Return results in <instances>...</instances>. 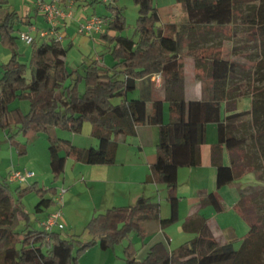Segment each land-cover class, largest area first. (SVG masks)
Returning <instances> with one entry per match:
<instances>
[{"label":"trees","instance_id":"1","mask_svg":"<svg viewBox=\"0 0 264 264\" xmlns=\"http://www.w3.org/2000/svg\"><path fill=\"white\" fill-rule=\"evenodd\" d=\"M134 2L138 6L137 39L121 34L126 28L122 7L106 4L109 15L102 16L106 31L101 38L110 47L114 59L112 66L100 56L82 62L83 72L80 68L69 70L66 62L68 47L47 36L35 38L30 43L29 76L27 64L18 58L16 26L18 21L29 24L30 20L19 19V13L9 9L0 20L1 41L13 50L0 76V127L10 129L12 125L16 126V132L9 138L21 154L26 147L15 139L19 131L46 133L50 167L57 180L65 172L68 158L82 163L114 164L120 136L135 134L136 128L143 124L157 125L161 154L151 166L148 181L166 185L170 215L161 217L159 203L151 197L140 196L133 205L112 207L92 217L86 225L91 235L89 240L82 241L74 236L67 238L60 231L48 232L32 226L21 195L37 187L36 182L26 188L17 184L13 189L9 175L0 177L1 264H76L91 247L99 245L102 249H115L133 232H137L143 242L146 238L143 224L148 220L157 219L163 228L175 223L179 218L180 202L176 193L178 170L202 164L201 146L206 139L208 123L214 122L218 128V141L211 148V162L217 169V188L241 177L243 166L239 160L245 156L241 151L246 138L234 134L235 121L251 115L252 123L258 129L254 134L255 146L264 156V102L254 99L252 109L239 110L235 100V92L240 86L234 81L243 71L242 62L212 53L205 56L198 48L189 49L187 53L195 58L197 66L205 58L209 59L207 77L212 83V92L209 97L191 101L185 97V75L180 67V56L186 36L198 26L214 24L222 29L232 24L237 0H178L189 19L181 27L177 23H162L153 0ZM249 20L253 21V18ZM255 20L256 28L250 34L264 44V0L260 2ZM110 31L116 34L111 35ZM156 72L164 73L161 90H156L151 82V75ZM139 81L148 90L162 92L163 98L154 100L151 109L147 101L153 97V92L149 95L142 91L139 98L127 97L137 88ZM83 82L85 88L81 91ZM16 98L30 101L28 112L10 108ZM165 102L169 104L168 122L164 121ZM86 120L92 124L90 135L98 140L96 146L81 147L55 134L56 128L81 132ZM223 148L230 152L229 165L223 163ZM247 167L255 169L252 165ZM51 189L57 195V188ZM39 194L40 200L35 205L37 212L52 203L55 205V201L45 197L42 191ZM198 196L200 209L210 205L217 212L223 210L214 192L200 189ZM241 198H244L243 193ZM243 204L237 203L236 207L249 221L250 229L238 248L233 242H219L208 218L198 210L188 216L182 226L185 232L196 233L194 238L173 250L162 242L155 243L143 260L135 258V247L129 243L125 247L124 259L127 264H264L261 257L264 253L263 221L258 216L249 215Z\"/></svg>","mask_w":264,"mask_h":264},{"label":"rangeland","instance_id":"2","mask_svg":"<svg viewBox=\"0 0 264 264\" xmlns=\"http://www.w3.org/2000/svg\"><path fill=\"white\" fill-rule=\"evenodd\" d=\"M46 1L49 2L51 0ZM77 1H83V3L87 2L86 5L82 3L83 6L87 7L86 13L94 11H97L99 14H104L106 11L108 13L106 4H103V2L101 3V0L97 2H94L93 0H72L70 2V6L73 7ZM117 1L120 7H122L123 13L126 17V28L121 32V34L132 36L137 39L136 20L138 17V6L135 4L134 0ZM153 1L165 20L170 17V9H172L174 11L171 16L176 19L179 27H181L182 24L188 23L189 19L187 13L179 4L178 0ZM36 2L37 0H0V20H2L8 10L11 9L16 10L19 13V19H32V24L35 25V27L41 28L50 26V22L46 20V17L39 11L36 12ZM260 2L261 0H237L235 4L234 22L232 24L224 26L222 29H220L221 27L218 29V26H212L214 32L211 36L208 35L207 38H203L201 34L192 35L190 39L185 41L186 43L184 46L185 53H187L189 49L198 48L205 56H209V54L212 53L227 56L242 62L243 71L241 70L239 72L237 79L234 81L235 85L240 86V90L235 92L237 95L235 100L238 103L239 110L252 109V101L254 99L260 101L261 103L264 102V44H262L258 39H253L252 34H250L251 31L256 28L257 20L255 19L257 17ZM27 8H29V11H27ZM27 12L29 13L28 15ZM91 16H93V14L84 16V20L90 18ZM99 16L102 17V15ZM249 18H253V21H250ZM72 19H70L69 22H71ZM197 28L199 32L203 31L200 26ZM57 30L59 31L58 27ZM104 30L105 27L101 31H94L87 34L80 33L77 25H73L68 29L64 35L63 44L68 47L66 62L69 70L80 68V71L83 72L84 68L82 66V62H90L100 56H102L104 62L108 64L111 63L110 61H114L113 56L110 53L108 43H105V41H103V39L99 36V34L103 33ZM16 31L17 33L21 31L28 32L29 24L18 21ZM29 32L37 39L41 38L39 37L40 35H38L39 31ZM16 43V50L19 53L18 58L21 62L27 64V75L29 76L32 45L28 44L26 41H22L19 37L16 38ZM12 55V48L2 43L0 37V76L2 75L4 64L10 60ZM84 58L86 60H84ZM199 76L205 78L206 74L200 73ZM84 88L85 84L83 82L80 84V90L84 91ZM10 108H20L24 112H28L30 108V101L27 99L16 98L10 103ZM233 124L235 128L233 130L234 134L236 136H244L246 138V143L241 151L245 154V156L242 159L239 158V163H242L243 169L241 177L236 178L235 184L224 187L221 190L220 193L224 210L219 213H216L215 211V220H217L223 228L226 227L227 233L231 231L235 232L236 239L233 244L235 248H238L242 238L250 229L249 221L235 206V196L237 193L236 189L238 187L241 190V193L244 194V198H239L240 200L238 203H244L243 205L245 206V210L249 215L258 216L262 219V232L264 235V156L260 154V151H258L255 146L254 134L258 129L257 126L252 123L251 115L242 117ZM16 130L15 125H12L10 129H3L0 127V177L3 178L8 176L12 168L33 170L35 172L36 175L33 178L27 179L24 183L20 184L23 188L31 187L35 182L37 184V187H34L21 195V201L26 210L29 212L32 226L37 229L43 228L42 223L46 219V213L61 206L57 205L55 207L52 203L49 207H44L41 212H37L35 210V205L41 197L39 193L42 191L45 197L53 199L56 196V193L52 191L51 188H60L61 185H64L62 181L63 176L65 175L66 182L64 187L68 190L66 194L64 193L66 205L62 207V223L64 224V227L56 229V231H60L62 235L67 238L74 236L82 241L89 240L91 237L89 231L86 229V225L94 216H92L89 220H86V213L87 211H90L93 203V197L96 198L101 194L102 190H99L101 184L100 182L104 179L103 177L106 175L107 171L97 168L99 164L82 162L77 163L74 159L68 158L67 160L69 162L66 172L62 173L56 180L50 167L49 142L47 134L44 132L24 133L19 131L15 135V139L26 147V151L21 154L18 148L11 144L9 138V136L12 135L13 132H16ZM91 131L92 124L90 121L86 120L83 123L81 132H72L56 128L55 134L58 137L69 139L81 147H90L96 146V139L90 135ZM72 164H76L74 165V168H72ZM79 164H81L80 167H77ZM247 165L255 166V169L252 170V168H248ZM93 178L96 179L97 183L85 184V181L89 182ZM187 179L189 178L186 174L181 173L179 180L181 181V186L178 190V194L181 195V197H183L182 200H184L182 203V213L188 211L190 202H192L188 182L184 183ZM80 182H82V184ZM15 186H17V184L13 183V189ZM64 187L60 188L58 197L61 195V189H65ZM16 194V196H18V193ZM69 195H72L75 199L74 202L69 203ZM208 208L213 210L210 205H208ZM161 213L164 217H167L170 214V206L164 203L161 208ZM182 220L179 216L175 223L165 227L168 228V232H170V235L173 236V240L171 242L173 249L177 248L184 241L181 238V233H179L181 231H178L179 225H181V228L183 229L182 226L184 222H182ZM22 227L23 225L19 228L21 229ZM149 229L150 231L156 230L154 225H150ZM131 237L136 244V246H134L136 247L135 251L136 253L140 252L139 255L142 259L144 255H146V252H142L141 254L140 250L144 242H142V238L137 234V232L131 233ZM128 243L129 240L127 237L124 239L123 244L119 246V249L121 250L120 252L125 251L124 247H126ZM122 257L123 261L121 258L119 259L124 262V254ZM261 257L264 259V253H261Z\"/></svg>","mask_w":264,"mask_h":264},{"label":"crops","instance_id":"3","mask_svg":"<svg viewBox=\"0 0 264 264\" xmlns=\"http://www.w3.org/2000/svg\"><path fill=\"white\" fill-rule=\"evenodd\" d=\"M71 1L72 0H61V3H60L62 7L70 8V9H73L72 12L74 11L73 17H72L73 19L71 18L72 19L71 22H69V20L60 21L57 26L59 31L63 35H65L68 29L72 27L73 25H77V27H79L80 24L85 21L84 16L90 15V14H93V15L99 14L97 13V11L86 13L87 7L83 6V4L86 5L87 2L83 3V1H77L76 4L73 7H71L70 6ZM102 2L103 4L112 3L113 5L120 6L117 0H108V1L101 0V3ZM27 11H29V8H27ZM170 11L172 15L174 10L170 9ZM36 12H38L37 8H36ZM28 14L29 13L27 12V15ZM99 15L103 16V15H109V14L106 11L104 14H99ZM171 15L167 20H165L161 14L162 23L164 24L177 23L178 24L176 19L172 18ZM28 20H30L29 31L38 32V30L48 28V27H41V28L35 27V25L32 24L33 23L32 19L28 18ZM31 26H33V28ZM212 26H215V25L210 24L208 26H200V28L203 29L202 32L201 31L199 32L198 28L196 27L194 30L190 32L189 35L186 36L185 41L187 39H190L192 35L201 34L203 38H207L208 35L211 36L212 33L214 32ZM29 31L28 33H30ZM105 31H106V26H105L104 32ZM21 32H24V31H21ZM101 34H99L100 37H101ZM110 34L114 35L116 33L113 31H110ZM38 35H39V32H38ZM185 41L184 43H186ZM63 42H64V39H63ZM105 43L107 42L105 41ZM184 49L180 56V67L185 75V97L186 99L188 101H191L194 99H201L203 97H209V95L212 92V89H211L212 83L211 81H209L207 77L208 68H209V65H208L209 59L205 58L201 62L200 66H197V62L195 58L185 53ZM84 60L86 59L84 58ZM110 62L111 63L109 64L106 62L105 63L109 66H112L114 64V61H110ZM200 73H205L206 77L202 78L201 76H199ZM142 91H144L146 94H149V95L152 94L153 92V97H151L147 101L149 109H151L152 103L154 102V100H156L158 97L161 99L163 98V95L160 92L158 91L156 92L153 89L148 90L146 85L143 84L141 81L138 82V86L135 90L130 91L127 94V97L129 99L139 98ZM224 115H225V110H224V104H223L222 116ZM169 119H170L169 104L165 102L164 103V121L168 122ZM217 141H218L217 124L214 122L208 123L206 126V139L203 145L201 146L202 164L197 167H188V168L180 167L178 170V181L180 180L181 173L186 174V176L189 178L186 181H184V183L188 182L189 192L192 196V200H191L192 202H190L188 211H185L183 213L181 211L182 203L184 201L182 200L183 197H181V195L178 194V190L181 186L180 184L181 181H179V185H178L176 193L180 199L179 216L181 220L183 219L182 222H184L188 216L192 215L193 213L199 210L202 214H204L208 218V224L211 230L213 231L214 236L218 239V241L221 243H227V242H234V240L236 239L235 232L231 231L227 233L226 227L223 228L222 226H220L217 220H215V210L208 208V205L200 209V206H199L200 199L198 196V191L200 189H206L208 192L212 191L215 193L218 201L222 205L223 201H222V197L220 193L221 190L224 187H228V186H231L232 184H235V181H233L232 183H229L221 188H217L216 186L217 169L211 162V148ZM95 142H96L95 144L97 145L98 140L96 139ZM158 143H159V127L157 125L143 124L136 128L135 134L128 135V136L122 135L119 137V146L117 150L116 162L114 164H99V166L97 167V168L103 169L104 171H107V173L106 175H104L103 177L104 179L102 180V182H100L101 184H100L99 190L100 191L102 190V192L98 197L96 198L93 197V203L90 208V211L89 212L87 211L86 213L87 215L86 220H89L92 216H95L99 213H103L107 209H110L112 207H123L127 205H133L136 203L137 199L140 196L151 197V199L154 202L159 203L160 216L163 218H166L161 213V208H162V205H164V203L170 206L169 201H168L169 193L166 188V185L162 183L148 181V176L151 173V166L158 161L160 154H161ZM68 162L69 161L67 160L65 172H66ZM77 163H81V162H77ZM223 163L227 165L231 163L230 152L226 148H223ZM72 165H73L72 168H74V165L76 164H72ZM80 165L81 164L77 165V167H80ZM62 182L65 185V182H66L65 175L63 176ZM80 183L82 184V182ZM90 183L92 184L97 183L96 179L93 178L89 182L85 181V184H90ZM64 185H61V187H64ZM56 188H57L58 193L53 198V200L55 201V207L58 205L57 199L59 198L58 194L60 192V188L59 187H56ZM65 190H66L65 191V194H66L68 189L65 188ZM236 190H237V193L235 196V206L238 203L240 194H241V190L239 189V187ZM74 201L75 199L72 197V195H69V203H72ZM64 205H66V200H64L63 198L62 207ZM222 207L224 210L223 205ZM50 212L51 211H48L46 213L45 218L48 217ZM62 212H63V209H62ZM216 213H219V212L216 211ZM143 225L146 231V238L144 239L143 246L140 250H141V254L142 252L143 253L146 252V255H144V257L141 259L139 255L140 252L136 253L135 258L137 260H143L147 256L150 248L155 243H158V242L164 243L169 250L173 249V246L171 245L173 236L170 235L171 234L170 232H168V228H163L160 226L159 221L157 219L148 220L144 222ZM150 225H154L156 230L150 231L149 229ZM181 229H182L181 225H179L178 231H181L179 233H181V238L182 240H184L183 242L189 239H192L196 236V233L184 232L182 231L183 229L182 230ZM225 232H226V235H225ZM128 240H129V243H133V245L136 246L135 242L133 241L131 237V234L129 235ZM123 242H124V239L119 245L115 247V249H110V248L102 249L99 245H95L91 247L90 249H88L79 258V261L76 264H127L126 261L122 262L123 261L122 255L124 254V251L120 252L121 250L119 249V246H121ZM119 258H121L122 261H120Z\"/></svg>","mask_w":264,"mask_h":264},{"label":"built area","instance_id":"4","mask_svg":"<svg viewBox=\"0 0 264 264\" xmlns=\"http://www.w3.org/2000/svg\"><path fill=\"white\" fill-rule=\"evenodd\" d=\"M108 1V0H106ZM61 0H37L36 7L40 13H42L50 26L46 29H41L39 31L40 37L52 36L56 41L63 42L64 35L57 30L58 21L70 20L73 17L72 9L65 8L60 5ZM105 20L97 15H93L86 19L79 26L80 33H91L94 31H101L105 27ZM33 28V26H31ZM18 36L22 41H26L28 44L35 40V37L28 32H19ZM151 82L156 90H161L164 84V73L156 72L151 75ZM35 172L33 170H21L17 168H12L9 172L8 180L11 183L21 184L27 179L33 178ZM65 189H61V195L57 199L59 208L51 211L48 217L43 221L42 227L46 231H54L56 229H61L64 227L62 223V205Z\"/></svg>","mask_w":264,"mask_h":264}]
</instances>
